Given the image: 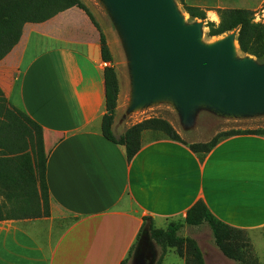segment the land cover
<instances>
[{"label":"crops","instance_id":"0c3cea01","mask_svg":"<svg viewBox=\"0 0 264 264\" xmlns=\"http://www.w3.org/2000/svg\"><path fill=\"white\" fill-rule=\"evenodd\" d=\"M86 6L106 36L120 83L113 125L119 138L138 124L122 113V47L116 55L125 39L119 41L101 21L98 7ZM108 66L100 32L78 8L25 25L18 45L0 61L4 96L44 130L51 201L45 221L0 222V264H123L144 218L156 224L185 220L199 201L222 223L249 233L254 254L264 264V137L224 139L202 162L187 146L152 141L146 134L129 162L125 148L102 134ZM198 111L218 119L224 115L210 107ZM213 126L207 119L189 121L187 132L194 129L198 139L190 144H206L223 133L211 131ZM49 220L70 224L53 240ZM186 227L206 264H240L222 253L207 224Z\"/></svg>","mask_w":264,"mask_h":264},{"label":"trees","instance_id":"16d2710c","mask_svg":"<svg viewBox=\"0 0 264 264\" xmlns=\"http://www.w3.org/2000/svg\"><path fill=\"white\" fill-rule=\"evenodd\" d=\"M72 8L84 11L100 32L102 59L109 65L105 69L107 113L102 120V134L108 141L125 148L129 162L142 149L146 134L152 136V141L165 139L183 144L202 162L224 139L239 135L264 137V131L221 133L206 144H187L169 121L150 118L132 126L117 138L113 133V125L118 108L120 83L112 65L113 56L106 36L82 0H0V61L18 45L25 25L43 24ZM185 10L194 19H206L205 12L199 8L185 7ZM208 27L210 37L239 30L237 40L240 50L255 57L264 55V26L255 22L253 12L222 10L220 23H209ZM44 135L43 128L26 113L10 104L0 89V222L50 217L51 201L46 180L47 149ZM147 220L150 221L151 239L164 251L176 249L185 257L186 264L206 263L198 243L192 238L179 237L178 233L184 226L199 227L204 224L210 227L216 245L227 258L240 264H259L249 238L243 240L247 232L231 228L219 221L203 201L192 207L185 220L170 223L166 230L156 228L152 218H144V222Z\"/></svg>","mask_w":264,"mask_h":264},{"label":"water","instance_id":"95a60500","mask_svg":"<svg viewBox=\"0 0 264 264\" xmlns=\"http://www.w3.org/2000/svg\"><path fill=\"white\" fill-rule=\"evenodd\" d=\"M132 52V105L175 94L184 108L197 103L222 114L264 110V66L234 60L229 36L199 43L200 25L186 27L172 0H104Z\"/></svg>","mask_w":264,"mask_h":264},{"label":"rangeland","instance_id":"374dc122","mask_svg":"<svg viewBox=\"0 0 264 264\" xmlns=\"http://www.w3.org/2000/svg\"><path fill=\"white\" fill-rule=\"evenodd\" d=\"M82 2L88 5L91 9V5L98 7L100 12H97L96 9L95 11L102 15L101 21L106 23V25L116 32L118 38L115 33L114 36L119 39V41L124 39V34L121 31L118 18H115L110 14L104 0H82ZM172 3L184 26L191 27L194 25H200L201 29L198 41L204 46H213L232 35L238 39L239 30L218 37L209 36L210 28L208 25L209 23H215L216 25L220 23V11L222 10L235 9L251 11L254 13L255 22L264 26V0H172ZM185 7H196L201 9L205 12L206 19L192 18L186 12ZM121 47L123 50V63L121 64L124 71H121V82L122 88L126 89V95L122 102V106L124 107L122 113L123 115H128L127 119L131 124L139 123L150 118L166 119L173 125L181 135L183 141L187 144H190L193 140H198L194 137V129H191L190 133L187 132L188 122L190 121L192 123L195 118H197L198 123L200 119H207V121L213 123L215 126H213L214 129L211 131L219 130V132L223 133L264 131V110L226 113L221 116V119H218V116L215 115L198 114V110L207 107L205 106V103H197L192 109L183 108L175 94H169V96H166L165 98L144 103L139 106L132 105L133 96L135 95L132 52L126 41L125 43L121 42L118 44L119 54L117 53L116 57H119L120 53L122 54ZM233 58L238 62L252 61L257 66H264V55L261 57H255L253 55L245 54L240 50L239 54L236 52L233 54ZM127 61H129V63ZM201 129L203 130L202 127ZM206 129L207 128H205V130ZM180 220L181 219H174L169 222H159L157 224L154 221V224L156 228L166 230L170 223L178 222ZM46 223H48L53 229L54 240L56 235L60 234V230L70 224V221L66 220L60 223L59 221L49 220ZM27 225H30V223ZM149 226L150 221H145L140 236L125 260V264H186L185 257H182L176 249L172 248L164 251L162 247L158 246L151 239ZM190 233L191 232L187 230V227L184 226L181 228L178 235L182 238H190ZM246 235L243 236V240L246 241L249 238L250 241V234L247 233Z\"/></svg>","mask_w":264,"mask_h":264},{"label":"bare ground","instance_id":"6f19581e","mask_svg":"<svg viewBox=\"0 0 264 264\" xmlns=\"http://www.w3.org/2000/svg\"><path fill=\"white\" fill-rule=\"evenodd\" d=\"M234 52H236L237 54L240 53V50H239L237 43L234 44Z\"/></svg>","mask_w":264,"mask_h":264}]
</instances>
